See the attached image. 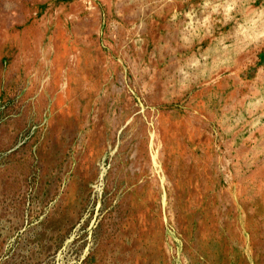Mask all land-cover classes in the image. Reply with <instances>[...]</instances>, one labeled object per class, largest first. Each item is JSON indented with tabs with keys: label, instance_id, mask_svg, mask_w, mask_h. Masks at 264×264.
<instances>
[{
	"label": "rangeland",
	"instance_id": "1",
	"mask_svg": "<svg viewBox=\"0 0 264 264\" xmlns=\"http://www.w3.org/2000/svg\"><path fill=\"white\" fill-rule=\"evenodd\" d=\"M0 264H264V0H0Z\"/></svg>",
	"mask_w": 264,
	"mask_h": 264
}]
</instances>
